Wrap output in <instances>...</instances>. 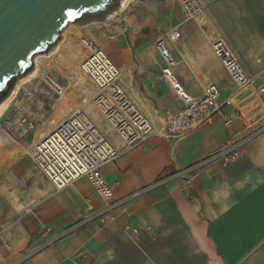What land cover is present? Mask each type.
<instances>
[{
    "label": "crops",
    "instance_id": "obj_1",
    "mask_svg": "<svg viewBox=\"0 0 264 264\" xmlns=\"http://www.w3.org/2000/svg\"><path fill=\"white\" fill-rule=\"evenodd\" d=\"M201 1L197 20L185 22L179 5L177 17L172 7L155 20L132 15L124 31L100 45L120 72L121 88L157 129L183 108L162 77L165 62L156 47L171 29L180 34L175 42L164 41L174 61L171 71L189 96L199 97L208 84L219 88L220 103L235 92L208 35L223 38L253 85L264 87V0L214 3L216 21L209 17L212 1ZM81 51L82 62L88 52ZM235 107L241 115L231 126L215 116L182 140L151 136L129 150L94 115L92 122L119 154L100 168L113 200L136 196L103 225L87 219V205L97 211L108 202L83 177L60 191L38 172L24 190L12 180L15 174L0 179L18 200L10 204L11 196L0 194V264L23 257L20 264H264V132L240 148L237 160L198 166L264 121V94H244L223 111Z\"/></svg>",
    "mask_w": 264,
    "mask_h": 264
},
{
    "label": "built area",
    "instance_id": "obj_2",
    "mask_svg": "<svg viewBox=\"0 0 264 264\" xmlns=\"http://www.w3.org/2000/svg\"><path fill=\"white\" fill-rule=\"evenodd\" d=\"M178 5L185 22L195 20L203 10L201 0H178ZM179 37L178 30L171 29L159 36L156 42L165 62L162 77L183 104L179 113L167 116L161 129L155 127L121 88L120 72L103 50L91 41L81 39L88 54L80 62L78 72L93 91V104L100 118L114 130L128 150L144 143L151 136L182 140L201 125L209 123L215 116H220L224 126H231L240 117L241 110L235 107L227 113L223 111L224 108H233L244 94L253 97L264 94V87L256 88L253 85V81L240 66L237 56L218 35H208L207 40L215 58L234 85V94L220 103V90L213 84L206 85L197 98L186 94L171 71L174 61L164 43L165 39L175 42ZM52 91L58 98L66 99L63 88ZM32 128L30 125L29 130ZM262 132L264 121L251 127L235 141L228 142L221 151L198 166L217 159L237 160L240 148ZM30 153L35 166L55 190L60 191L83 177L92 186L97 198L108 202L107 206L97 211L87 205V209L91 211L87 219L98 220L106 225L115 220V210L123 209L136 196L135 194L121 200H113V191L103 178L100 168L104 164L114 162L119 154L91 119L80 110L71 112L50 130L43 132L33 144ZM126 229L133 235L138 233L136 228L130 225ZM23 259L24 257L14 264H20Z\"/></svg>",
    "mask_w": 264,
    "mask_h": 264
},
{
    "label": "rangeland",
    "instance_id": "obj_3",
    "mask_svg": "<svg viewBox=\"0 0 264 264\" xmlns=\"http://www.w3.org/2000/svg\"><path fill=\"white\" fill-rule=\"evenodd\" d=\"M211 1L209 17L216 21L217 12L213 5L222 1ZM231 1L227 2V6ZM168 7H172V15L177 17L175 9L178 8V0H168L166 5L161 0H131L121 11L113 10L118 13L111 19L107 15L113 11L101 17L102 20L67 25L49 52L33 57L31 70L13 82L8 96L0 104L4 103L0 110V153H4L2 158L5 160L0 163L1 180L15 174L12 180L19 190H24L30 177L36 172L41 173L28 152L43 132L76 110L84 112L91 121H94V115L100 118L93 104V91L78 72L84 48L81 39L87 37L102 48L101 44L125 30L127 17L141 15L147 20H155L165 14ZM93 34L96 37H92ZM47 77L52 78L54 86L45 80ZM51 87L63 88L66 99L58 98ZM30 125L33 127L31 130ZM3 181L0 183V194L5 192L11 196L6 202L18 201L13 197L15 195L8 194L11 189H5Z\"/></svg>",
    "mask_w": 264,
    "mask_h": 264
},
{
    "label": "water",
    "instance_id": "obj_4",
    "mask_svg": "<svg viewBox=\"0 0 264 264\" xmlns=\"http://www.w3.org/2000/svg\"><path fill=\"white\" fill-rule=\"evenodd\" d=\"M121 0H0V103L72 23L102 20ZM75 13L69 16V12Z\"/></svg>",
    "mask_w": 264,
    "mask_h": 264
},
{
    "label": "bare ground",
    "instance_id": "obj_5",
    "mask_svg": "<svg viewBox=\"0 0 264 264\" xmlns=\"http://www.w3.org/2000/svg\"><path fill=\"white\" fill-rule=\"evenodd\" d=\"M125 3H126V0H121V2L119 3V6L116 8V9H117L116 11H119V10L123 9L124 6H125ZM116 11H113L112 13H110L109 15H107L108 18H110L111 16L115 15ZM199 17H200V16H199ZM199 17H198V18H199ZM198 18H197V19H198ZM85 39L91 41L89 38H86V37H85ZM91 43H93V44L95 45V43H94L93 41H91ZM33 57H34V56H33ZM45 80L49 83L50 86L53 85V80H52V78L47 77V78H45ZM53 86H54V85H53ZM51 88H52V87H51ZM52 89H53V88H52ZM53 90H54V89H53ZM56 90H58V89H56ZM0 104H1V103H0ZM3 106H4V103H3L2 105H0V110L3 108ZM30 156H31V155H30Z\"/></svg>",
    "mask_w": 264,
    "mask_h": 264
},
{
    "label": "snow or ice",
    "instance_id": "obj_6",
    "mask_svg": "<svg viewBox=\"0 0 264 264\" xmlns=\"http://www.w3.org/2000/svg\"><path fill=\"white\" fill-rule=\"evenodd\" d=\"M68 15L71 17V16L75 15V13H73V12L70 11V12L68 13Z\"/></svg>",
    "mask_w": 264,
    "mask_h": 264
}]
</instances>
